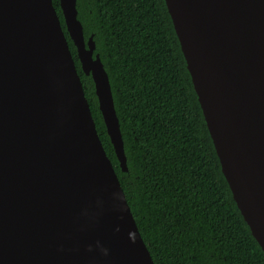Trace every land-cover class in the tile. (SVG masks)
Masks as SVG:
<instances>
[{"label": "water", "instance_id": "1", "mask_svg": "<svg viewBox=\"0 0 264 264\" xmlns=\"http://www.w3.org/2000/svg\"><path fill=\"white\" fill-rule=\"evenodd\" d=\"M222 175L264 253V0H164ZM78 0H0V264H155L71 52L91 77L119 167L109 74Z\"/></svg>", "mask_w": 264, "mask_h": 264}, {"label": "trees", "instance_id": "2", "mask_svg": "<svg viewBox=\"0 0 264 264\" xmlns=\"http://www.w3.org/2000/svg\"><path fill=\"white\" fill-rule=\"evenodd\" d=\"M64 25L59 0H53ZM109 74L128 173L66 33L98 134L155 264H264L212 144L164 0H78Z\"/></svg>", "mask_w": 264, "mask_h": 264}, {"label": "flooded vegetation", "instance_id": "3", "mask_svg": "<svg viewBox=\"0 0 264 264\" xmlns=\"http://www.w3.org/2000/svg\"><path fill=\"white\" fill-rule=\"evenodd\" d=\"M96 55V54H95Z\"/></svg>", "mask_w": 264, "mask_h": 264}]
</instances>
